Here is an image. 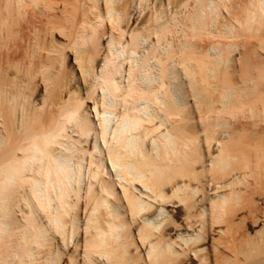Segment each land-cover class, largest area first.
Here are the masks:
<instances>
[{"label": "bare ground", "instance_id": "6f19581e", "mask_svg": "<svg viewBox=\"0 0 264 264\" xmlns=\"http://www.w3.org/2000/svg\"><path fill=\"white\" fill-rule=\"evenodd\" d=\"M0 264H264V0H0Z\"/></svg>", "mask_w": 264, "mask_h": 264}, {"label": "rangeland", "instance_id": "374dc122", "mask_svg": "<svg viewBox=\"0 0 264 264\" xmlns=\"http://www.w3.org/2000/svg\"><path fill=\"white\" fill-rule=\"evenodd\" d=\"M140 30H142V29H139V30H138L139 33H140V36H141V37H147V34H146L144 31H141V32H140ZM143 32H144V34H143ZM142 35H143V36H142ZM138 49H140V48H135V51H136V50L138 51ZM137 51H136V52H137ZM139 51H140V50H139ZM139 51H138V53H139ZM149 68H150L149 70H152L151 67H149Z\"/></svg>", "mask_w": 264, "mask_h": 264}]
</instances>
